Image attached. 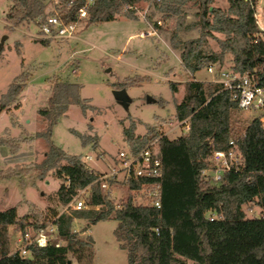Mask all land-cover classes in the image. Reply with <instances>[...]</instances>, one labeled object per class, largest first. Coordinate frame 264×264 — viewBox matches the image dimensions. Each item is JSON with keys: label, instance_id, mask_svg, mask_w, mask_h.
Wrapping results in <instances>:
<instances>
[{"label": "trees", "instance_id": "trees-1", "mask_svg": "<svg viewBox=\"0 0 264 264\" xmlns=\"http://www.w3.org/2000/svg\"><path fill=\"white\" fill-rule=\"evenodd\" d=\"M10 1L4 14L8 27L29 21L38 26L54 14L64 23H72L85 2L52 0V9L47 10L42 0ZM139 1L150 2L166 17L180 19L183 6L189 0H94L82 24L112 20L117 14L133 15V11L126 8ZM226 1L228 6L223 10L213 7V0H195L196 21L189 27L197 28L200 34L185 41L180 49V64L191 77L184 83L182 99L175 100L170 119L189 118L187 135L178 139L160 137L161 177L121 183L126 188V197L119 202L103 193L96 181L97 173L88 170L80 155L68 154L50 140L51 126L71 104L79 106L82 112L90 105L80 96L78 83L59 76L48 79L47 105L38 109L48 125L44 132L36 133L48 141L47 151L40 163L32 164V169L37 179L53 173L60 180L54 194L56 206L41 212L34 203L26 201L28 210L23 215L18 214L17 204L0 210V264H75L69 261L68 254L79 260L90 259L92 238L89 235L85 239L78 237L73 230L74 220L86 221L84 231L107 218L116 221L113 235L126 250L127 264H264V124L259 117H254L241 131H236L232 115L239 109L230 93L218 82L199 81L194 77L195 72L205 67L220 66L224 55L229 54V70L255 74L257 84L264 90V38L258 35L254 9L248 0ZM179 24L177 21L176 26ZM213 33H220L224 38L219 39ZM207 37L217 40L219 52H203ZM38 41L42 45L50 42ZM27 78L28 74H20L10 82L7 91L0 95V112L16 102ZM132 83L125 80L117 87L126 88ZM169 86L172 92H177L176 83ZM158 123L147 124L143 135L134 134L132 122L124 127L122 134L127 148L136 152L159 136ZM4 132L8 135L9 129ZM230 139L235 141L242 164L223 173L218 182L203 178L201 171L209 166L213 151L228 150ZM20 141V137H0V144L6 145L12 154L18 150ZM151 188L160 190L159 207L141 201L143 191ZM82 189H85L84 207L60 213ZM246 205L258 207L260 214L247 217ZM211 214L212 220L209 219ZM49 223H53L63 244L55 246L49 242L44 247H29L27 256L11 252L10 227L15 232L36 231Z\"/></svg>", "mask_w": 264, "mask_h": 264}, {"label": "rangeland", "instance_id": "rangeland-1", "mask_svg": "<svg viewBox=\"0 0 264 264\" xmlns=\"http://www.w3.org/2000/svg\"><path fill=\"white\" fill-rule=\"evenodd\" d=\"M42 1L47 10L52 9V0ZM10 4V0H0V40L5 37L0 46V95L18 75L28 74V78L16 102L0 112V137L21 139L13 154L6 145L0 144V210L17 204L18 214L23 215L28 210L26 201L34 203L41 212L56 206L54 194L60 185L53 173L37 179L32 169V164L40 163L47 151L48 141L36 133L44 132L48 125L38 114V109L47 105L50 95L48 79L59 76L78 83L80 96L90 105L82 112L79 106L71 104L51 126L50 140L64 152L80 155L87 165L105 168L97 160L99 153L111 161L120 150H127L122 134L124 127L132 122L134 134L143 135L147 124L165 121L174 113L175 100L182 99L184 83L191 77L180 64V49L185 41L197 38L200 33L197 28L189 27L196 21L195 0H189L183 6L180 19L166 17L150 2L139 1L132 5L133 15L117 14L114 19L101 23L79 24L73 38L42 45L34 38L38 32L34 21L7 26L4 14ZM212 6L225 10L228 4L226 0H213ZM151 27L156 35H139ZM213 35L224 38L220 33ZM202 50L206 54L219 52L217 40L207 37ZM230 66L231 56L226 54L220 66L212 65L213 74L205 67L195 72L194 77L199 81H213L219 70ZM125 80L133 81L125 88L130 98L127 109L112 95V90L119 88L118 83ZM172 82L177 84V92L171 91L169 83ZM148 97L154 101L148 102ZM254 117L264 121V111H235L232 125L236 131H241ZM6 128L8 135L4 132ZM125 197L126 188L115 186L113 201L119 202ZM244 209L250 218L260 214V209L255 206L246 205ZM85 224V220L75 219L73 230L82 239L87 235L92 238L91 258L79 260L68 254L70 262L127 264L126 250L119 246L113 235L114 219L99 220L83 231ZM9 236L13 248L19 233L10 227ZM55 241L64 243L58 237Z\"/></svg>", "mask_w": 264, "mask_h": 264}, {"label": "built area", "instance_id": "built-area-1", "mask_svg": "<svg viewBox=\"0 0 264 264\" xmlns=\"http://www.w3.org/2000/svg\"><path fill=\"white\" fill-rule=\"evenodd\" d=\"M57 2V0H53ZM254 9L255 25L258 35L264 38V0H248ZM94 0H85L84 4L78 9L77 20L72 23H64L57 15L48 16L44 22L38 24V32L34 36L38 40H68L73 38L76 27L82 24L87 18V8L93 4ZM127 9L133 10V6ZM142 36H154L156 31L153 27L145 32H141ZM207 72L213 74L212 66L206 68ZM213 81L221 84L222 89L230 93V98L236 103L240 111L244 110H262L264 111V90L257 84L256 76L253 73L239 74L229 69L219 70L216 79ZM260 120L264 123L263 119ZM159 136L153 138L144 147L136 152L120 150L118 155L108 161L106 157L99 153L97 160L104 164L105 168L92 167L86 164L90 172L97 173L96 181L99 182L103 193L112 199V192L115 186L122 185L130 179L143 177L159 178L162 175V158L158 145L160 137L168 139H178L185 136L189 130V118L179 121L172 118L158 123ZM229 149L214 150L207 168L201 171L203 178L218 182L223 173L237 169L242 164V157L236 148L235 141L229 140ZM89 159V157H86ZM85 162V161H84ZM123 186V185H122ZM85 189L79 190L70 202L64 205L60 213H69L73 210H81L84 207L83 197ZM143 197L140 198L142 203L160 206V190L159 188H151L143 191ZM213 215L209 219H213ZM19 236L13 241L14 247L11 252H17L21 256H27L29 247H44L49 242H53L55 246L60 243L55 241L57 237L56 228L53 223L37 229L36 231L28 229L25 232H17Z\"/></svg>", "mask_w": 264, "mask_h": 264}, {"label": "water", "instance_id": "water-1", "mask_svg": "<svg viewBox=\"0 0 264 264\" xmlns=\"http://www.w3.org/2000/svg\"><path fill=\"white\" fill-rule=\"evenodd\" d=\"M5 37H3L1 40H0V46L2 45L3 43V40H4ZM112 95L114 97V99L122 105V107L124 109H127L128 108V104L130 102V98L128 97L127 93H126V89L125 88H118V89H114L112 90ZM148 102L150 101H154V99L148 97L147 99Z\"/></svg>", "mask_w": 264, "mask_h": 264}]
</instances>
